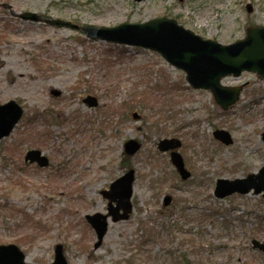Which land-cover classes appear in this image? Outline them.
I'll return each mask as SVG.
<instances>
[{
    "label": "rangeland",
    "instance_id": "374dc122",
    "mask_svg": "<svg viewBox=\"0 0 264 264\" xmlns=\"http://www.w3.org/2000/svg\"><path fill=\"white\" fill-rule=\"evenodd\" d=\"M0 3L8 7H0V104L14 100L23 109L0 139V244L17 245L28 264H51L56 244L68 264H264V252L251 245L264 239L262 194L213 195L217 178H242L264 165V78L247 71L223 77V85H243L223 111L155 52L17 17L29 11L78 26H114L165 16L227 44L246 26L264 25V0ZM88 94L96 107L82 102ZM216 129L232 143L215 139ZM163 137L181 140L188 179L157 150ZM131 138L141 147L128 157L123 143ZM29 149L48 164L25 163ZM125 163L135 170L132 211L124 221L108 218L94 249L84 216L107 212L100 191Z\"/></svg>",
    "mask_w": 264,
    "mask_h": 264
},
{
    "label": "water",
    "instance_id": "95a60500",
    "mask_svg": "<svg viewBox=\"0 0 264 264\" xmlns=\"http://www.w3.org/2000/svg\"><path fill=\"white\" fill-rule=\"evenodd\" d=\"M250 10V6L247 5V11L250 12ZM18 17L24 20L42 21L57 27L78 29L91 39L152 50L167 63L182 70L187 83L192 88L209 90L215 102L224 110L237 101L242 86L221 85L222 77L227 75L236 77L242 71H250L259 78H264L263 25L247 26L243 38L229 44H220L215 40L200 37L191 30L178 25L174 19L167 17H155L143 22L124 21L114 26L85 25L82 27L61 19L42 18L34 12H22ZM82 101L89 107L97 105L96 98L91 95H87ZM21 114L22 108L13 100L0 105V139L9 135ZM136 116V113H133V117ZM213 135L225 144L231 143L230 136L225 131L216 130ZM261 136L264 141V132ZM179 146L180 141L175 138L161 139L157 145L161 151L173 150ZM123 147L124 152L131 155L137 151L139 143L130 139L124 143ZM170 157L180 176L186 179L189 172L184 168L180 154L172 151ZM24 160L30 163L36 162L41 167L48 164L47 158L35 149L27 151ZM133 179L134 170L129 169L109 185V190L101 191L103 197L109 200L107 214L94 213L85 216L96 234L97 241L93 245L94 249L101 244L106 232L108 215H111L112 221L128 218L132 208L130 197ZM250 189H253L254 193L264 192V167L257 174H249L244 179L232 181L218 179L214 194L221 198L233 192L247 193ZM169 200V197H166L165 204ZM252 244L264 251V240L262 243L253 241ZM0 264L27 263L24 254L16 245L6 244L0 245ZM51 264H67L60 244L54 247Z\"/></svg>",
    "mask_w": 264,
    "mask_h": 264
},
{
    "label": "bare ground",
    "instance_id": "6f19581e",
    "mask_svg": "<svg viewBox=\"0 0 264 264\" xmlns=\"http://www.w3.org/2000/svg\"><path fill=\"white\" fill-rule=\"evenodd\" d=\"M70 194H71V193H70ZM70 194H69V195H70Z\"/></svg>",
    "mask_w": 264,
    "mask_h": 264
},
{
    "label": "trees",
    "instance_id": "16d2710c",
    "mask_svg": "<svg viewBox=\"0 0 264 264\" xmlns=\"http://www.w3.org/2000/svg\"><path fill=\"white\" fill-rule=\"evenodd\" d=\"M142 69V68H141Z\"/></svg>",
    "mask_w": 264,
    "mask_h": 264
}]
</instances>
